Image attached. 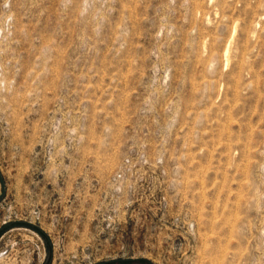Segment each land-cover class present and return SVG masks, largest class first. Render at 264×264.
I'll return each mask as SVG.
<instances>
[{
    "label": "rangeland",
    "instance_id": "obj_1",
    "mask_svg": "<svg viewBox=\"0 0 264 264\" xmlns=\"http://www.w3.org/2000/svg\"><path fill=\"white\" fill-rule=\"evenodd\" d=\"M0 264H264V0H0Z\"/></svg>",
    "mask_w": 264,
    "mask_h": 264
},
{
    "label": "water",
    "instance_id": "obj_2",
    "mask_svg": "<svg viewBox=\"0 0 264 264\" xmlns=\"http://www.w3.org/2000/svg\"><path fill=\"white\" fill-rule=\"evenodd\" d=\"M1 182H2V181H1ZM1 186H2V192H1V194H0V197H2V196H3V193H4L3 182L1 183Z\"/></svg>",
    "mask_w": 264,
    "mask_h": 264
}]
</instances>
